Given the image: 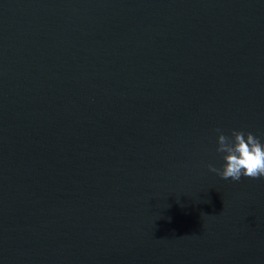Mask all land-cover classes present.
<instances>
[{
    "label": "water",
    "instance_id": "water-1",
    "mask_svg": "<svg viewBox=\"0 0 264 264\" xmlns=\"http://www.w3.org/2000/svg\"><path fill=\"white\" fill-rule=\"evenodd\" d=\"M217 128L264 142V0H0V264H264Z\"/></svg>",
    "mask_w": 264,
    "mask_h": 264
},
{
    "label": "clouds",
    "instance_id": "clouds-1",
    "mask_svg": "<svg viewBox=\"0 0 264 264\" xmlns=\"http://www.w3.org/2000/svg\"><path fill=\"white\" fill-rule=\"evenodd\" d=\"M215 131V150L224 154L223 163L219 168L209 164V172L215 173L221 180L233 182L241 178L264 179V142H261L260 137L251 132L233 130L229 136L219 128Z\"/></svg>",
    "mask_w": 264,
    "mask_h": 264
}]
</instances>
